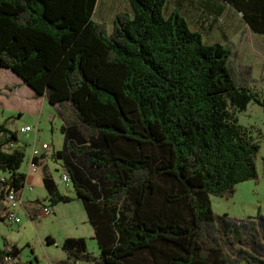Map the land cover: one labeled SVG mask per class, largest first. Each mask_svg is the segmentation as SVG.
Listing matches in <instances>:
<instances>
[{"label":"trees","instance_id":"1","mask_svg":"<svg viewBox=\"0 0 264 264\" xmlns=\"http://www.w3.org/2000/svg\"><path fill=\"white\" fill-rule=\"evenodd\" d=\"M213 1L214 11L230 7L264 35V0ZM97 2L0 0V68L49 104L68 103L75 117L62 123L52 157L62 160L99 254L85 237H66L59 264H264L255 232L259 224L264 235V216L236 224L211 207V196L231 197L257 178L260 141L238 116L263 104L260 92L236 79L229 48L205 43L177 11L166 14L167 0H128L110 29L94 20ZM18 140L0 123L2 220L8 195L21 200L26 184ZM48 152L33 163L55 206L71 198L41 162ZM0 264H23L20 249L0 248Z\"/></svg>","mask_w":264,"mask_h":264},{"label":"rangeland","instance_id":"2","mask_svg":"<svg viewBox=\"0 0 264 264\" xmlns=\"http://www.w3.org/2000/svg\"><path fill=\"white\" fill-rule=\"evenodd\" d=\"M215 1L220 3L219 0ZM115 5V10L130 9L127 0L115 1ZM198 7L194 0H167L164 12L168 14L175 10L184 16L190 26L201 33L205 43L218 41L229 48V66L234 76L240 83H246L259 91L263 102L262 105L251 102L238 116V122L251 129L260 141L256 161L257 178L238 183L231 197L211 196V207L217 218L227 216L236 224H251L260 216H264V35L253 33L240 14L230 7L224 6L220 11ZM194 17L209 21L203 26L195 27L191 22ZM105 22L110 29V20L105 19ZM20 79L11 69L0 68V123L5 121L12 130L18 132V143L24 147L26 154L20 171L26 175L32 172L28 162L32 149H40L43 142L47 143L50 146L46 157L48 170L59 190L68 195L71 201L55 206L49 204L40 168L32 182L33 188H28L30 182L27 180L22 190V204L16 210L20 221L0 219V248L17 246L23 264H59L66 259L62 248L63 240L66 237H85L87 250L97 256L99 249L92 238L93 228L88 222L82 202L76 196L71 181L66 182L61 178L64 172L61 167L62 160L52 157L63 144L62 119L54 106L46 101L41 110H36L30 93L31 87ZM25 125H29L32 131L21 132L20 127ZM36 200L40 203H36ZM44 206H48L52 211L51 215L42 214ZM4 212V203L0 201V216H3ZM256 227L257 239L264 241L261 226L257 224ZM245 230L246 233L249 232ZM49 237L53 242H48ZM245 245L250 248L248 239ZM78 264L94 263L81 261Z\"/></svg>","mask_w":264,"mask_h":264},{"label":"crops","instance_id":"3","mask_svg":"<svg viewBox=\"0 0 264 264\" xmlns=\"http://www.w3.org/2000/svg\"><path fill=\"white\" fill-rule=\"evenodd\" d=\"M115 1H120V0H98L97 6H96L95 11H94V20L95 21H98V22H104V23H106L105 22V19H107V20H110V22L112 24L113 18L115 16V14L118 11H120V9H121V8H119V9L115 10L116 9L115 7H117L115 5ZM175 1L179 2V1H184V0H175ZM194 2L196 4H198V0H194ZM213 2H214L213 0H201V3L202 4H198L199 5L198 8H205L206 10H213L212 9ZM208 21H209L208 19H202V18L201 19H198V18L194 17V18H192V21L191 22L193 24H195L194 25L195 27H197V26H203L205 23L207 24ZM211 28L212 27H210V29ZM20 80L22 81V79H20ZM30 93L32 95V98L34 99V104L36 106V110H41L43 108L44 102L45 101L48 102L46 96H38V95L35 94V92L33 90ZM54 108L57 110L58 116L61 117V119H62L61 122L62 123L63 122H67V121H70V122L71 121H75V117L73 115V111L70 108V106H69L68 103H64L63 105L56 104V105H54ZM39 119H40V117H39ZM43 143H45V142H43ZM34 148H36V147H34ZM31 156H32V151H31L30 156L28 157V162H30ZM45 156L47 157L48 155H45ZM45 159L46 158H43L41 160V162L44 163V164H46V165H48L47 164V161ZM40 168H41L40 166L39 167L36 166V170L33 173L31 172L30 174L27 175L26 182H27V180L30 182L29 183L30 185L28 186L29 189H32L33 188L32 182H33L34 179H36V177H37L36 175L39 172ZM25 186H26V184H25Z\"/></svg>","mask_w":264,"mask_h":264},{"label":"built area","instance_id":"4","mask_svg":"<svg viewBox=\"0 0 264 264\" xmlns=\"http://www.w3.org/2000/svg\"><path fill=\"white\" fill-rule=\"evenodd\" d=\"M20 131L25 133V132L32 131V128L29 125H25L20 128ZM48 150H49V145L47 143H43L40 149L33 148L32 156L29 162L30 170L32 172L36 170V166L33 163V158L41 156L43 153L47 152ZM61 178L63 181L69 182V178L66 175V173H63ZM20 206H21V200L16 197L15 192L11 191L10 194L8 195V209H7L8 217L9 219H11V221L13 222L20 221V218L16 214V210ZM42 214L45 216L51 215V210L48 207L44 208Z\"/></svg>","mask_w":264,"mask_h":264}]
</instances>
